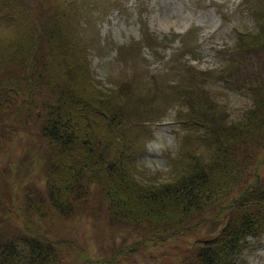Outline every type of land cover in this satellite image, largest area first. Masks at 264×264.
<instances>
[{"label":"trees","instance_id":"trees-1","mask_svg":"<svg viewBox=\"0 0 264 264\" xmlns=\"http://www.w3.org/2000/svg\"><path fill=\"white\" fill-rule=\"evenodd\" d=\"M256 16L260 30L237 35L239 52H264V12ZM74 19L64 0H0V119L10 134L0 132V145L33 125L35 136L21 144L45 181L41 200L20 203L30 213L23 248L0 242V264H92L61 226L99 210L139 234L111 250V263L212 226L171 264H241L247 240L264 237V72L248 86L252 106L240 121L227 120L205 92L196 100L197 72L184 69L188 77L162 93L145 82L148 93L180 106L176 122L186 132L168 177L144 182L135 162L154 95L141 98L124 82L99 86Z\"/></svg>","mask_w":264,"mask_h":264},{"label":"rangeland","instance_id":"rangeland-1","mask_svg":"<svg viewBox=\"0 0 264 264\" xmlns=\"http://www.w3.org/2000/svg\"><path fill=\"white\" fill-rule=\"evenodd\" d=\"M21 1L28 6L36 2ZM64 1L77 18L74 21L86 48L85 59L97 84L113 90L124 82L131 93L137 92L141 98L154 95L152 109L144 115L149 135L135 162L141 181L168 177L186 132L176 122L180 106L162 102L158 92L148 93L145 82L153 80L162 93L169 84L179 81L180 74L188 77L182 74L184 69L197 72L195 81L190 82L196 100L205 92L227 120L245 118L252 106L248 86L258 82L264 72V52H239L236 39L241 32L260 30L262 22L256 15L263 14L264 0ZM0 24L1 32L5 23ZM4 126L0 119V132L7 139L10 134ZM28 129V133L19 129L10 142L0 145V242L7 241L18 248H23L25 238L23 215L30 214L29 210H20V203L32 206L41 200L45 186L44 173L29 159L30 155L24 158L26 149L21 142L28 135L35 136L34 126L30 124ZM11 162L15 165L10 167ZM2 170L7 171L6 175ZM62 222L64 233L81 244L92 264H171L181 247L213 231L209 226L192 237L147 245L135 257L111 263L114 247L138 240L136 229L116 222L101 210ZM240 261L264 264V237L249 238Z\"/></svg>","mask_w":264,"mask_h":264}]
</instances>
